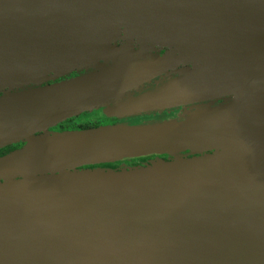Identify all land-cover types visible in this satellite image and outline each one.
I'll return each mask as SVG.
<instances>
[{
	"label": "water",
	"instance_id": "water-1",
	"mask_svg": "<svg viewBox=\"0 0 264 264\" xmlns=\"http://www.w3.org/2000/svg\"><path fill=\"white\" fill-rule=\"evenodd\" d=\"M125 27L213 61L226 76L211 89L233 98L231 133H199V122L171 138L166 125L102 127L59 134L60 147L13 160L6 169L21 180L0 188V264H264V0H0V90L109 58ZM93 74L0 98V122L36 117L1 131L0 147L36 130L46 144L50 123L137 82L97 92ZM74 98L84 100L60 109ZM229 137L218 154L177 164L85 168L168 152L172 138L199 146ZM72 150L65 164L80 171L42 174Z\"/></svg>",
	"mask_w": 264,
	"mask_h": 264
},
{
	"label": "rangeland",
	"instance_id": "rangeland-1",
	"mask_svg": "<svg viewBox=\"0 0 264 264\" xmlns=\"http://www.w3.org/2000/svg\"><path fill=\"white\" fill-rule=\"evenodd\" d=\"M125 27V29H119L118 35L114 34V38L111 47L109 49V58H103L97 61H93L92 65H81L78 68H74L77 72H85L91 73L95 71H101L104 69L110 68L111 70L118 69L119 67H128L129 69H133V72H138V67H141V72L149 69L154 66H164L159 73L165 72L164 77L154 82V87L152 83L148 84L147 87H154L152 93L155 94L160 89L161 85L163 87V95L160 98L169 97L170 101L166 103V106H161V108L167 109V115L171 116L172 119L158 121L155 123H149L144 125H127L118 123V125L113 126L112 128L123 130V129H133V128H141V127H149V126H158V125H166L168 130L167 133H171L172 135L168 137L175 136L177 132H181L182 128H184L189 123L198 122L201 125L199 133L203 134H230L231 133V112L230 105L233 101V98L230 93L228 94H218V90H212L211 86L214 85V80L221 76H226L224 72H222L215 63L203 56L199 55V51L191 52L188 49H183L181 52L176 49V47L168 44H162L160 42H156L153 38L148 35H144L140 32L130 31ZM130 31V32H129ZM161 51V52H160ZM163 51V52H162ZM110 59V60H109ZM69 73L64 72L60 74V76ZM97 73V72H96ZM93 74V75H94ZM136 75V74H135ZM58 76H50L46 79H43L41 82L27 84L25 86L16 88V89H2L0 90V98H6L12 93H17L21 91H27L29 89H35L38 87H42L43 84H47L49 82H53L57 79ZM109 82V78H107ZM163 80V81H162ZM161 83L165 82L164 84ZM214 83V84H213ZM103 82H96L92 85L91 89L99 88ZM161 84V85H158ZM140 86V85H139ZM132 87V86H131ZM146 87V88H147ZM151 87V88H152ZM218 87V85H217ZM127 89V88H126ZM125 89V90H126ZM122 90L121 94L115 96L116 99L110 103H115L120 99H126L128 101L133 100L131 98L134 97L137 89H130L128 91ZM125 91V92H124ZM132 105H124L122 107H131ZM105 105L92 107L85 112H91L92 110H96L98 108H104ZM169 109V110H168ZM83 110V109H82ZM222 110L228 118L227 122L221 120L218 112ZM81 111V110H80ZM77 113L70 114L66 117L73 116L76 117ZM34 114H38L34 112ZM65 118V117H63ZM124 117H118L117 119H123ZM36 117L31 116L30 114H26L20 118L16 117L15 114H11V116L7 117V119L3 122H0V132L1 131H9L11 128H17L19 126H24L29 124L30 120H34ZM78 119H80L78 117ZM62 118L56 122L50 123L46 127V140L47 143H42L43 134L36 130L32 133H29L25 136H22L7 145L10 144H18L20 143L22 146L20 149L15 152L7 155L4 159H0V188L6 182H19L21 180V174L19 173L20 169H6L7 166L12 165L13 160L15 164L19 163L22 159H31L38 154L42 153L45 149H54L60 147V137L59 134L49 131L50 128L54 127L56 124L60 123ZM202 123V124H201ZM226 125V127H225ZM108 128V127H106ZM191 130H194L191 128ZM195 132V131H191ZM60 137V138H59ZM220 139L209 141L203 143V145L195 146V144L187 145V142H181L176 138H172L171 145H168V152L164 153H138L136 156H130L121 158L118 160L123 161L126 159H133L136 157H143L146 155H163L164 159L156 158L150 160L145 163V165L139 166H150L151 163H157V161L162 160L166 164H177L185 161L186 159H190L192 156L194 157H203L204 154L213 155L214 153L219 152V148L223 140ZM188 146L191 149H188ZM165 148V147H161ZM217 148V149H215ZM187 151L186 154H182L183 151ZM214 152V153H213ZM76 151H64L60 154L56 155L54 158L48 159L42 166V174L46 175H58L60 173H73L74 171H80L79 166L76 164L66 165V162L72 161V159L76 156ZM58 159V161L52 160ZM133 166L129 165H120L115 169V172L121 173H129L133 171ZM138 170V169H137ZM33 174V171L30 172Z\"/></svg>",
	"mask_w": 264,
	"mask_h": 264
},
{
	"label": "flooded vegetation",
	"instance_id": "flooded-vegetation-1",
	"mask_svg": "<svg viewBox=\"0 0 264 264\" xmlns=\"http://www.w3.org/2000/svg\"><path fill=\"white\" fill-rule=\"evenodd\" d=\"M164 68H165L164 66H154L141 72L142 68L138 67L137 69L139 71L137 73L133 72L134 74L130 73L133 71V69H129L128 67H119L118 69L112 70L111 72H105V70L107 69L101 70L100 74H98L97 77L93 78V84H95L96 82H103V84L100 86L103 89L98 88L97 92L107 89L112 85L123 83L132 78H137V82L135 84H132L124 88V90L127 88L125 91H128L130 89H137V91L134 94V97L131 98L133 100L128 101L124 98V99H120L115 103H110L116 99L115 96L121 94L122 91H120L119 92L120 94L117 93L115 96L105 98L98 104L92 106L94 108L98 105L99 106L105 105L104 108H98L96 110L94 109L91 112H85V111L92 107L84 108L83 110L78 111L80 113H77L76 117H73L74 116L73 115L62 118V121L56 124L54 127L50 128L49 131L54 132L56 134H63L68 132L94 130L102 127H113L115 125H118V123L127 124V125H144V124L172 119L171 116L167 115V109L165 107L161 108V106L167 105L166 103H164L165 101H167V103L170 101L169 97H167V99L162 97L160 98V96L163 95V88H165L163 87L164 85H161L165 83V82L161 83L163 80L160 81L161 84H158L161 85L160 89H158V92L152 95V93L154 92L152 90L154 89V87H156L154 86L155 84L153 83L161 80L164 77L163 74L165 72L159 73ZM68 72L69 73L62 76L58 75V77L55 78L57 80L53 82H49L47 84H43L42 87L50 86L52 84H57L72 79L82 78L85 76H89L91 74L81 71L77 72L75 69L69 70ZM107 78L110 79L109 82ZM150 83H152L154 87L152 86L147 87V85ZM82 100H84V98L67 99L64 100V102L60 103L59 106L60 109L68 108L72 105L81 102ZM124 105H132V106L129 108L122 107ZM78 117L80 119H78ZM118 117H124V118L117 119ZM80 127L83 129H78ZM21 146L22 145L18 143V144H10L0 147V159L20 149ZM7 147L8 150L5 151L4 149ZM186 153L187 151L184 150L182 154H186ZM139 158H144V159L138 160ZM156 158L164 159L165 156L146 155L143 157L133 158V159H137L134 162L131 161L133 159H126L119 162L116 161L118 162L116 168L123 164L129 166H139Z\"/></svg>",
	"mask_w": 264,
	"mask_h": 264
},
{
	"label": "trees",
	"instance_id": "trees-1",
	"mask_svg": "<svg viewBox=\"0 0 264 264\" xmlns=\"http://www.w3.org/2000/svg\"><path fill=\"white\" fill-rule=\"evenodd\" d=\"M78 129H83V128H78ZM5 151L8 150V147L4 149ZM144 158H139L138 160H143ZM137 159H133L131 161H136ZM118 162H113V163H102L98 165H93V166H86L85 168H95V167H100V168H109V169H116Z\"/></svg>",
	"mask_w": 264,
	"mask_h": 264
}]
</instances>
